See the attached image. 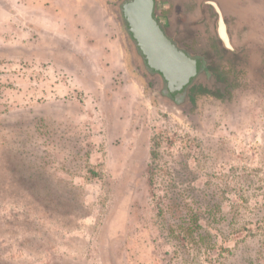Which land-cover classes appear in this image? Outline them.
Listing matches in <instances>:
<instances>
[{
	"label": "rangeland",
	"instance_id": "1",
	"mask_svg": "<svg viewBox=\"0 0 264 264\" xmlns=\"http://www.w3.org/2000/svg\"><path fill=\"white\" fill-rule=\"evenodd\" d=\"M129 1L0 0V264H264V0H156L217 68L224 98L194 102L213 74L171 97ZM172 184L192 187L189 242L160 236Z\"/></svg>",
	"mask_w": 264,
	"mask_h": 264
},
{
	"label": "water",
	"instance_id": "2",
	"mask_svg": "<svg viewBox=\"0 0 264 264\" xmlns=\"http://www.w3.org/2000/svg\"><path fill=\"white\" fill-rule=\"evenodd\" d=\"M218 12L219 35L226 48L231 44L221 10ZM156 0H130L124 5L123 14L133 40L147 61L148 67L166 82L169 94L176 98L190 87L201 73L204 60L195 58L179 48L167 36L155 15Z\"/></svg>",
	"mask_w": 264,
	"mask_h": 264
},
{
	"label": "trees",
	"instance_id": "3",
	"mask_svg": "<svg viewBox=\"0 0 264 264\" xmlns=\"http://www.w3.org/2000/svg\"><path fill=\"white\" fill-rule=\"evenodd\" d=\"M203 68H205V71H209L213 74L215 82L213 86H209L206 84H194L188 92L190 101L194 102L197 99V96H210L222 100L224 98V95L222 94L223 92L219 88H217V84L220 80V78H218L217 68H215L213 63H206L203 65ZM156 143L157 142L155 140V145ZM158 156L160 155L156 151V148H154L152 152L153 163L157 161ZM153 165H155V169L162 168L161 164L154 163ZM175 185L178 184L168 185L167 189H165V196L167 198L173 196V198H168L167 204L159 203L157 208L159 210V214L161 215L173 213L176 216L175 220H177V223L179 222V225L176 224V226L174 227H176L178 231H176V229L172 226L171 221H169L168 223L167 219L161 220L159 229H163L164 232L161 233L160 236L163 238V240L168 242L170 240H183L185 242H189L193 236V225L194 223H196V225L199 226L197 224V220L200 221V218L195 212L191 211L190 201H188L190 195H188L187 193L189 192L188 190H192V187L189 186V189L183 190L180 188L179 190H176ZM185 210H187V213H185Z\"/></svg>",
	"mask_w": 264,
	"mask_h": 264
},
{
	"label": "crops",
	"instance_id": "4",
	"mask_svg": "<svg viewBox=\"0 0 264 264\" xmlns=\"http://www.w3.org/2000/svg\"><path fill=\"white\" fill-rule=\"evenodd\" d=\"M93 5H96V4H93ZM264 31V30H263Z\"/></svg>",
	"mask_w": 264,
	"mask_h": 264
}]
</instances>
